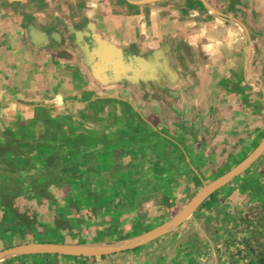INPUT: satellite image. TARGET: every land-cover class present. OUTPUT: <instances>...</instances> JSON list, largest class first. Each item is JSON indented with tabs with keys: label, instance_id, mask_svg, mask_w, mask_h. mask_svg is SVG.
<instances>
[{
	"label": "rangeland",
	"instance_id": "rangeland-1",
	"mask_svg": "<svg viewBox=\"0 0 264 264\" xmlns=\"http://www.w3.org/2000/svg\"><path fill=\"white\" fill-rule=\"evenodd\" d=\"M226 34L204 71L133 54L114 85L80 65L4 85L0 264H264V147L199 200L264 145V32Z\"/></svg>",
	"mask_w": 264,
	"mask_h": 264
},
{
	"label": "crops",
	"instance_id": "crops-1",
	"mask_svg": "<svg viewBox=\"0 0 264 264\" xmlns=\"http://www.w3.org/2000/svg\"><path fill=\"white\" fill-rule=\"evenodd\" d=\"M263 24L264 0H0V92L48 85L73 65L93 84L114 85L133 54L172 62L183 54L204 71L222 59L226 32H264Z\"/></svg>",
	"mask_w": 264,
	"mask_h": 264
},
{
	"label": "bare ground",
	"instance_id": "bare-ground-1",
	"mask_svg": "<svg viewBox=\"0 0 264 264\" xmlns=\"http://www.w3.org/2000/svg\"><path fill=\"white\" fill-rule=\"evenodd\" d=\"M261 148H258L248 159H246L244 162H242L237 168H235L231 173H229L228 175L224 176V177H221L220 179L210 183L209 185H207L206 189L203 191L202 195L200 196L199 200H201L203 197H205L208 193H210L216 186H218L224 179L226 178H229L230 176H232L234 173H236L239 169L243 168L250 160H252L255 155L259 152ZM210 191V192H209ZM200 195V194H199ZM198 195V196H199ZM198 196L193 200V202L190 204V207L195 205V201L196 199L198 198ZM198 200V201H199ZM167 226V225H166ZM166 226H161L159 228L156 229V231L154 232V234H157L159 233V231L166 227ZM130 243V242H129ZM140 242H137L135 244H127V243H124V244H121V245H118V246H112V247H105V246H99L97 248H94L95 245L93 246H79V245H55L56 246H59V247H72V248H75L80 254H94V253H104V252H108L110 250H114V249H117V248H121V247H124V246H134L136 244H138ZM116 244V243H115Z\"/></svg>",
	"mask_w": 264,
	"mask_h": 264
},
{
	"label": "water",
	"instance_id": "water-1",
	"mask_svg": "<svg viewBox=\"0 0 264 264\" xmlns=\"http://www.w3.org/2000/svg\"><path fill=\"white\" fill-rule=\"evenodd\" d=\"M263 147H264V145L261 147V149L259 150V152L255 155V157L252 159V160H250L243 168H241V169H239L236 173H234L232 176H230L229 178H226V179H224L220 184H222L223 182H225V181H227V180H229L230 178H232L233 176H235L236 174H238L239 172H241V171H243L245 168H247L248 166H249V164L257 157V155L262 151V149H263ZM239 166V165H238ZM237 166V167H238ZM236 167V168H237ZM233 171V170H232ZM231 171V172H232ZM230 172V173H231ZM229 174V173H228ZM227 174V175H228ZM226 176V175H225ZM224 177V176H223ZM219 184V185H220ZM218 185V186H219ZM217 187V186H216ZM215 187V188H216ZM192 203V202H191ZM190 203V204H191ZM190 204L188 205V207L190 206ZM141 244H143V243H141ZM140 245V244H139ZM136 246H138V245H135V246H124V247H121V248H117V249H114V250H110V251H108V252H104V253H109V252H111V253H114V252H116V251H119V250H123V249H129V248H133V247H136Z\"/></svg>",
	"mask_w": 264,
	"mask_h": 264
},
{
	"label": "trees",
	"instance_id": "trees-1",
	"mask_svg": "<svg viewBox=\"0 0 264 264\" xmlns=\"http://www.w3.org/2000/svg\"><path fill=\"white\" fill-rule=\"evenodd\" d=\"M213 196V194H211L209 197H212ZM110 198L108 197V200H109ZM92 200H94V198L93 197H88V198H84L83 199V202H90L91 203V201ZM110 201V200H109ZM206 202H203V203H201V206L202 205H204Z\"/></svg>",
	"mask_w": 264,
	"mask_h": 264
}]
</instances>
